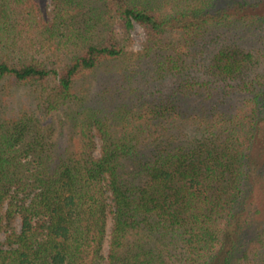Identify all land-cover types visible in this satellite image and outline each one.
<instances>
[{
    "label": "trees",
    "instance_id": "obj_1",
    "mask_svg": "<svg viewBox=\"0 0 264 264\" xmlns=\"http://www.w3.org/2000/svg\"><path fill=\"white\" fill-rule=\"evenodd\" d=\"M1 233L0 264H264V0H0Z\"/></svg>",
    "mask_w": 264,
    "mask_h": 264
},
{
    "label": "rangeland",
    "instance_id": "obj_2",
    "mask_svg": "<svg viewBox=\"0 0 264 264\" xmlns=\"http://www.w3.org/2000/svg\"><path fill=\"white\" fill-rule=\"evenodd\" d=\"M131 38H132V43L130 45V48L131 49H139L142 45V43L144 42V33L142 32V30L137 26L135 25L133 27V29L131 30ZM11 227L15 228V229H18L19 228V219H15L11 225ZM4 239V233H1L0 234V241H3ZM106 249V248H105Z\"/></svg>",
    "mask_w": 264,
    "mask_h": 264
}]
</instances>
